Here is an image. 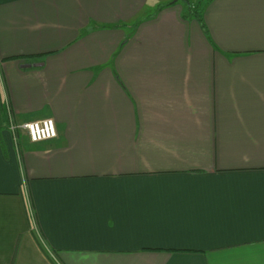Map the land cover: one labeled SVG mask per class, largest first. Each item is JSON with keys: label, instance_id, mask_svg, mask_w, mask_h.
<instances>
[{"label": "crops", "instance_id": "crops-1", "mask_svg": "<svg viewBox=\"0 0 264 264\" xmlns=\"http://www.w3.org/2000/svg\"><path fill=\"white\" fill-rule=\"evenodd\" d=\"M186 3L0 0V264H264V0Z\"/></svg>", "mask_w": 264, "mask_h": 264}, {"label": "built area", "instance_id": "built-area-1", "mask_svg": "<svg viewBox=\"0 0 264 264\" xmlns=\"http://www.w3.org/2000/svg\"><path fill=\"white\" fill-rule=\"evenodd\" d=\"M4 103L10 120L9 129L15 142L17 141L18 132L25 133L32 142L47 140L56 136L57 131L53 118L47 117L14 124L12 122L11 109L7 97L5 98ZM48 251L50 252V250ZM50 254L53 256L52 252H50Z\"/></svg>", "mask_w": 264, "mask_h": 264}, {"label": "trees", "instance_id": "trees-1", "mask_svg": "<svg viewBox=\"0 0 264 264\" xmlns=\"http://www.w3.org/2000/svg\"><path fill=\"white\" fill-rule=\"evenodd\" d=\"M188 3H190V0H186ZM201 2H199V4H200ZM190 10H191V15L193 16V17H196L197 19H200V10L198 9V8H196V7H191L190 8ZM2 108H3V110H4V112L7 114V111H6V107H5V103L3 102L2 103ZM8 116V115H7Z\"/></svg>", "mask_w": 264, "mask_h": 264}, {"label": "rangeland", "instance_id": "rangeland-1", "mask_svg": "<svg viewBox=\"0 0 264 264\" xmlns=\"http://www.w3.org/2000/svg\"><path fill=\"white\" fill-rule=\"evenodd\" d=\"M194 1V0H193ZM177 4H180L181 6H183V7H187V3H186V0H177Z\"/></svg>", "mask_w": 264, "mask_h": 264}]
</instances>
